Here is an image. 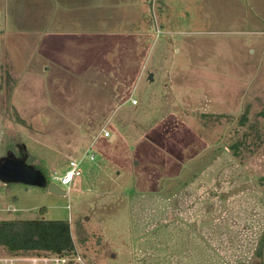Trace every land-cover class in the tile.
<instances>
[{
  "label": "rangeland",
  "instance_id": "1",
  "mask_svg": "<svg viewBox=\"0 0 264 264\" xmlns=\"http://www.w3.org/2000/svg\"><path fill=\"white\" fill-rule=\"evenodd\" d=\"M217 11L0 0V164L34 183L0 179V221L68 222L81 264H264V29ZM89 147L81 178L51 182ZM34 257L53 256L14 258Z\"/></svg>",
  "mask_w": 264,
  "mask_h": 264
},
{
  "label": "trees",
  "instance_id": "2",
  "mask_svg": "<svg viewBox=\"0 0 264 264\" xmlns=\"http://www.w3.org/2000/svg\"><path fill=\"white\" fill-rule=\"evenodd\" d=\"M19 123L24 124L17 119ZM246 113L240 117V126L247 123ZM242 140L233 144L230 149L233 156L238 154L239 147H244L248 137L260 138L257 124L249 125ZM45 209L39 210L40 214ZM0 250L7 257H29L39 255H50L58 258L73 259L75 246L72 240L71 229L65 221H0ZM70 264V263H69ZM72 264V263H71Z\"/></svg>",
  "mask_w": 264,
  "mask_h": 264
},
{
  "label": "built area",
  "instance_id": "3",
  "mask_svg": "<svg viewBox=\"0 0 264 264\" xmlns=\"http://www.w3.org/2000/svg\"><path fill=\"white\" fill-rule=\"evenodd\" d=\"M133 104H136V102L133 101ZM99 137L95 139H98ZM101 137L109 140L111 138V134L107 131H104ZM95 139L93 143L96 141ZM93 143L90 145V147L93 145ZM89 150L90 151L86 150L85 152H82L83 157L81 158V161L68 158L67 159L68 161L67 171L63 175H58L57 173H53V176L51 177V182H57L60 186H63V187H66V189H69V186L73 183L75 179L81 178L83 176V169L81 166L83 160L87 158L89 161H94V156L91 154V148ZM51 184L55 185V183H51ZM6 211L14 212V210L10 211L9 209H7ZM20 261L27 262L28 264H69L70 262H72V260L70 259L58 258V257H52L51 259H47L44 257L43 258H37V257H34V258H14V257L0 258V264H16L17 262H20ZM73 262L81 264V261L79 258L73 259Z\"/></svg>",
  "mask_w": 264,
  "mask_h": 264
},
{
  "label": "crops",
  "instance_id": "4",
  "mask_svg": "<svg viewBox=\"0 0 264 264\" xmlns=\"http://www.w3.org/2000/svg\"><path fill=\"white\" fill-rule=\"evenodd\" d=\"M217 1V0H216ZM219 11L215 13H239V17L260 22L264 29V0H218ZM230 9V10H229ZM190 11V10H189ZM237 18V15L235 16ZM222 18H227L223 17ZM116 139L114 135L108 141ZM4 221V220H1Z\"/></svg>",
  "mask_w": 264,
  "mask_h": 264
},
{
  "label": "water",
  "instance_id": "5",
  "mask_svg": "<svg viewBox=\"0 0 264 264\" xmlns=\"http://www.w3.org/2000/svg\"><path fill=\"white\" fill-rule=\"evenodd\" d=\"M149 80L152 77L149 76ZM0 179L4 183L7 182H17V183H33V175L30 170L24 165L22 161L5 160L0 164ZM45 181L41 180L40 185L45 186ZM34 184V183H33ZM48 192L57 196H65L66 193L60 190L56 185L50 184L48 186Z\"/></svg>",
  "mask_w": 264,
  "mask_h": 264
},
{
  "label": "bare ground",
  "instance_id": "6",
  "mask_svg": "<svg viewBox=\"0 0 264 264\" xmlns=\"http://www.w3.org/2000/svg\"><path fill=\"white\" fill-rule=\"evenodd\" d=\"M74 259V258H73ZM73 262V261H72Z\"/></svg>",
  "mask_w": 264,
  "mask_h": 264
}]
</instances>
